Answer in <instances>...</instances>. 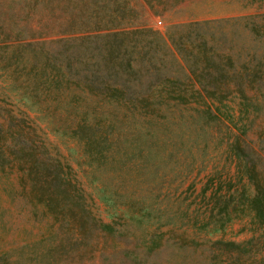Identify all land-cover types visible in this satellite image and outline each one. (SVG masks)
I'll use <instances>...</instances> for the list:
<instances>
[{"label":"rangeland","instance_id":"obj_1","mask_svg":"<svg viewBox=\"0 0 264 264\" xmlns=\"http://www.w3.org/2000/svg\"><path fill=\"white\" fill-rule=\"evenodd\" d=\"M46 1L0 2V253L12 264H42L43 255L47 264H252L247 254L212 252L210 243L181 238L241 242L252 236L247 217L213 235L198 236L191 227L195 209L211 207L214 191L240 187V170L225 151L231 140L225 126L197 119L195 108L210 100L139 98L171 90L155 80L161 63L169 76L183 78L190 62L181 49L198 54L202 40L213 61L209 71L264 73V0ZM114 31L123 32L110 41L118 60L138 71L116 87L133 99L84 91L75 77L56 82L54 66L69 76L64 60L79 49L83 62L73 64L86 72V63L107 52L112 37L106 35ZM229 103L236 113L239 100ZM261 107L244 138L264 150V102ZM14 140L16 148L24 144L53 161L51 170L74 181L91 216L119 233L77 228L27 194L31 181L5 148Z\"/></svg>","mask_w":264,"mask_h":264},{"label":"trees","instance_id":"obj_2","mask_svg":"<svg viewBox=\"0 0 264 264\" xmlns=\"http://www.w3.org/2000/svg\"><path fill=\"white\" fill-rule=\"evenodd\" d=\"M13 1L11 0L12 3ZM18 1L22 2V6H30L32 3L38 5L39 2L47 3L46 0ZM167 1L169 0H165L166 4ZM173 1L170 5H174L180 0ZM0 2H3V0H0ZM122 33V31H114L112 34L108 33L106 36L112 37L108 41L109 45H111V40L116 41L120 37L123 38ZM173 42L175 43L176 41L173 40ZM106 50V53L100 52L98 59L93 63H86L87 70L82 72L85 69L83 66L75 67L73 64L75 61L79 64L83 62L80 57L81 52L78 49V54L74 53L75 57L72 54L70 55L74 59L68 57V59L64 60L68 63L70 75L66 76L60 64V66H54L55 75L53 78L58 82L61 77L66 80L75 77L77 78L74 79L75 83L80 84L83 82L86 85L87 88H83L84 91L94 94L105 93L103 97L107 95L112 99H133L135 97L133 94H127L124 88H118L116 85L127 86L130 81V75L137 74L138 71L135 67L130 68L131 63L129 61L126 62V68L123 59L118 60L119 55H117L112 45L107 47ZM181 50L184 52L185 59L190 62L188 65L189 73L185 74L183 78L181 76H169L168 71L171 70L168 65L162 62L160 72L157 71L155 73V80H160L164 85L170 84L173 86L172 89L161 90L160 94L148 93L141 96L139 100L148 101L149 97L154 99L158 97L160 100L169 99L183 104L197 98L203 101L206 99L210 100L205 102L206 108L202 110L195 108L199 112L197 119L201 120L206 117V121L210 124L212 123L214 129L225 126V130L231 138L226 143L225 151L236 162L240 170V187H237L234 191H231L229 187L225 193L214 191V195L211 198L213 200L211 207L208 208L207 203L204 209H195L194 214L190 217L192 221L191 227L198 236L200 234L213 235L223 231L233 220L242 219L243 217L249 218V223L252 226L250 227L252 236L241 242L224 241L223 239L199 241L196 237L187 238L184 235L181 238L184 242L188 241L197 246L201 244V241L204 244L210 243L212 252L214 249L220 253L225 250L230 254H247V260L252 262V264H264V150L257 149L253 143L251 144L244 138V136H247L248 128L251 126L248 124L260 117L258 115L255 116V113L257 111L260 112L263 108L261 107V102H264V73L262 70H249L247 68L244 69V73L236 75L229 74L223 69L217 71V73L209 71L207 67L213 61L206 51L205 40H202L198 46V54L193 53L192 49H188L187 46ZM155 57L156 55L153 53L148 60L152 61ZM124 58L126 57L124 56ZM199 63L200 65L202 64V68L199 67ZM153 65L155 64L152 63ZM117 66H119V69ZM48 67H51V65ZM114 68L117 71H113ZM148 70L150 69L148 68ZM148 73L150 72L148 71ZM185 78L189 83H185ZM150 83L154 82L150 81ZM196 83L201 86L202 90L195 88ZM229 98H237L239 100L236 113L229 103L231 101ZM261 132L263 133L261 139H264V130L262 129ZM214 136L212 131L211 137L213 138ZM14 144L15 140L13 142L10 141L5 148L13 156V162L11 163H16L23 174L31 181L27 194L37 199L47 209L53 210V213L69 216L72 220V225L77 228L88 230L92 227H99L101 234L112 236L119 233L113 224L105 223L91 216L90 211L81 200L83 196L74 181L69 177H62L61 173L56 170H51L52 167H56L53 161L37 157L33 151L27 150L24 144L20 145L19 148H16ZM57 164L62 165L59 160H57ZM68 167L71 168L70 165ZM23 179L25 181V178ZM204 194L203 191L202 196H205ZM104 200L108 202V199L104 198ZM61 203L64 206L67 203V209H60ZM162 244L160 240V246ZM43 257L45 258H42V260L46 261L42 264H47V256L43 255ZM236 259L238 260L239 256ZM0 261L4 264H12L7 252L0 253Z\"/></svg>","mask_w":264,"mask_h":264}]
</instances>
